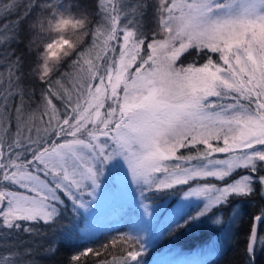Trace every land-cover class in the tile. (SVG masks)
<instances>
[{
  "label": "snow or ice",
  "instance_id": "1",
  "mask_svg": "<svg viewBox=\"0 0 264 264\" xmlns=\"http://www.w3.org/2000/svg\"><path fill=\"white\" fill-rule=\"evenodd\" d=\"M62 4H0V19L16 16L0 24V64L7 72H0V236L42 234L21 222L55 230L69 205L74 217L82 211L91 218L112 202L134 210L135 194L143 209L140 231L147 230L144 217L153 216L145 201L156 194L182 192L184 201L202 203L194 215L183 211L174 220L177 229L238 199H264V0H157L150 35L137 19L147 0L131 6L97 0L94 12L78 16ZM92 15L99 17L95 27ZM34 18L61 33L87 27L85 43L73 53L74 71L59 79L49 62L67 56L73 41L61 37L42 54L37 50L42 71L32 73L45 85L38 102L24 84L22 57L10 48L19 42L18 26ZM253 219L264 225V206ZM118 239V257L108 260L105 244L103 251L70 255L66 264H89V256L96 258L91 264H143L144 237ZM257 243L264 246V236L253 227L247 264H256ZM0 264L13 262L3 256Z\"/></svg>",
  "mask_w": 264,
  "mask_h": 264
},
{
  "label": "trees",
  "instance_id": "2",
  "mask_svg": "<svg viewBox=\"0 0 264 264\" xmlns=\"http://www.w3.org/2000/svg\"><path fill=\"white\" fill-rule=\"evenodd\" d=\"M6 2L7 0H0V4ZM96 2L97 0H62V3L71 8L72 15L74 16H78L80 12L86 9L90 12H94L96 9ZM125 2L131 6L135 4L137 0H125ZM147 2L149 3V7L145 11L144 16L142 18L138 17L137 19L140 20L142 30L150 35L157 27V16L154 7L157 0H147ZM121 15V23L123 24L125 22L123 13ZM89 18L93 22L92 26L95 27L99 17L92 15ZM15 19V15L8 16L4 19H0V24ZM29 22L30 20L25 21L18 26L19 42L12 43L10 48L15 51L16 55L22 57L23 71L25 74L24 84L27 88L35 91L34 100L38 102L40 89L45 85L32 73V69H35L38 64V57L34 43L36 37L29 31ZM88 42L90 43V40ZM73 59H75V55L65 59L60 64L58 70L52 74L53 78L59 79L62 73L73 72L74 70L70 67ZM0 72H3L6 77V65L0 64ZM35 108L36 104H33L32 109ZM35 116L38 117L39 113L36 112ZM46 119L47 117H45V120ZM236 206H240L241 208V217L232 232L227 247L219 255L209 259L205 264H247L245 246L250 229L253 227V218L259 215L260 208L264 206V199H261L259 196L253 199H238L231 205L219 210H214L213 213H209L206 217L200 218V222H197L194 227L186 226L177 229L174 220H172L162 229L161 235L154 246L148 250L144 256L140 257V259L143 261V264H154L152 260L157 253H168L176 250L192 251L201 247L220 232L218 229L206 226L209 224V217L222 214L224 221H227L231 215L232 209ZM113 213L114 217L117 216L115 218L118 219V223L108 226V228H105L94 238H85L81 234V230L86 223V217L82 212L79 216L74 217L70 211V205L69 211L61 218L59 225L55 226V230L45 225L43 222L39 224H35V222H21L23 224H31L42 234L33 236L20 231L11 236H0V257L9 256L13 264H17V261L21 259L24 261V264H27L28 261H35V264H66L67 258L76 252L89 247L103 251L101 245L107 244L109 245L108 253L110 254L105 255L108 260H111L113 256L118 257L120 255V241L118 238L127 236L125 217L130 215V208L127 206L115 208ZM180 223H183V219H180ZM263 233L264 225L259 224L257 233L259 234L258 238L262 236ZM113 239L117 240L115 247L111 246V241ZM50 245H55L57 248L54 254L47 251ZM25 248L31 249V255H12V253H24ZM255 255L256 264H259L260 254L257 249ZM87 259L89 264H91L96 258L89 256Z\"/></svg>",
  "mask_w": 264,
  "mask_h": 264
},
{
  "label": "rangeland",
  "instance_id": "3",
  "mask_svg": "<svg viewBox=\"0 0 264 264\" xmlns=\"http://www.w3.org/2000/svg\"><path fill=\"white\" fill-rule=\"evenodd\" d=\"M67 32V31H66ZM55 36V33H54ZM122 43V41H121ZM185 150H181L184 152ZM218 158L223 157L224 154H215ZM177 188H184L187 190L186 186H177ZM172 191V190H166ZM137 196L136 207L135 209H130V215H127L126 218V229L127 236L131 235L135 237L136 235H141L144 237V242L146 243V251L150 250L157 239L161 235L162 229L172 220H175L183 211L188 215H194L196 211L199 210V207H202V203L196 198H190L188 201L182 199L183 193L177 195H164L156 194L151 200L145 201L151 205L153 211V216L151 218L144 217V220L147 221L146 231H140L139 218L143 216V209L139 207V198ZM132 195L129 192L127 194V202H131ZM67 203V201H66ZM181 204L187 205L185 209L181 208ZM122 206L120 202H112L103 204L92 216L88 217V214H82L86 217V223L84 228L81 230V234L85 238H94L100 232H102L108 226L112 224H117V216H113V211L115 208ZM128 207V206H127ZM235 210V212H234ZM114 218H113V217ZM220 218V223H214V221ZM241 217V208L236 206L232 209L231 215L227 221H224L222 214H217L216 216L209 217V221L206 226L209 228H214L220 230V232L213 236L209 241L203 244L201 247H198L192 251H183L176 250L173 252H162L157 253L152 260L154 264H205L209 259L219 255L227 247L229 240L232 236V232L240 220ZM85 219V218H84ZM199 223V222H198ZM144 254L142 256H144ZM141 256V257H142Z\"/></svg>",
  "mask_w": 264,
  "mask_h": 264
},
{
  "label": "clouds",
  "instance_id": "4",
  "mask_svg": "<svg viewBox=\"0 0 264 264\" xmlns=\"http://www.w3.org/2000/svg\"><path fill=\"white\" fill-rule=\"evenodd\" d=\"M44 2V0H42ZM65 5L64 3L61 5ZM39 11H43V9H38ZM29 31L33 33V35L36 37L34 43L36 46V49L39 50V52L42 54L44 49L46 48L47 44L52 43L54 41L59 40L61 37L65 39H71L75 45V47L68 51V55L64 56L61 55L60 59L55 62H49V68L50 73L53 74L56 72L60 66V64L67 58L71 57L73 53L78 49L81 45H83L87 39V27L84 28V30L76 29L73 30L71 28L68 29L67 32H57V31H50L47 28V23L45 22L43 27H40L38 23H36L35 18L33 21H30L28 24ZM53 32L55 33V36H53ZM31 39V37H30ZM42 65H43V57L41 56V59L39 61V65L36 66V74L39 75V72L42 71Z\"/></svg>",
  "mask_w": 264,
  "mask_h": 264
},
{
  "label": "flooded vegetation",
  "instance_id": "5",
  "mask_svg": "<svg viewBox=\"0 0 264 264\" xmlns=\"http://www.w3.org/2000/svg\"><path fill=\"white\" fill-rule=\"evenodd\" d=\"M262 236H264V233L262 234ZM256 249L258 250V252L260 254V263L259 264H264V246L257 243Z\"/></svg>",
  "mask_w": 264,
  "mask_h": 264
},
{
  "label": "water",
  "instance_id": "6",
  "mask_svg": "<svg viewBox=\"0 0 264 264\" xmlns=\"http://www.w3.org/2000/svg\"><path fill=\"white\" fill-rule=\"evenodd\" d=\"M253 227H255V229H256V231H257V233H258L259 223H257V222L254 221V223H253ZM253 227H252V228H253Z\"/></svg>",
  "mask_w": 264,
  "mask_h": 264
}]
</instances>
